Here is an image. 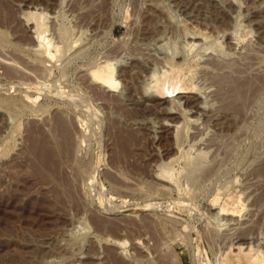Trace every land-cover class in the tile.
<instances>
[{
	"label": "rangeland",
	"instance_id": "374dc122",
	"mask_svg": "<svg viewBox=\"0 0 264 264\" xmlns=\"http://www.w3.org/2000/svg\"><path fill=\"white\" fill-rule=\"evenodd\" d=\"M211 1L0 0V264L264 257V0Z\"/></svg>",
	"mask_w": 264,
	"mask_h": 264
},
{
	"label": "bare ground",
	"instance_id": "6f19581e",
	"mask_svg": "<svg viewBox=\"0 0 264 264\" xmlns=\"http://www.w3.org/2000/svg\"><path fill=\"white\" fill-rule=\"evenodd\" d=\"M191 1V0H190ZM204 1H205V3H207L208 5H206L208 8H210V11H211V13L212 12H217L216 14H215V16L218 18L219 17V15H220V17H221V19L223 18V16H225L224 15V13L221 11V10H218V8H217V5L215 4V2H212L211 0H193V2L195 3V2H202L203 4H204ZM198 3V4H199ZM201 3V6L203 5ZM197 4V3H196ZM205 6V4L203 5V8H205L206 7ZM207 11H209V9L207 10ZM206 11V12H207ZM209 14L208 13V17H209V15H213L214 16V13L213 14ZM204 15H205V12H204ZM34 16V15H33ZM32 16V17H33ZM207 16V15H206ZM31 17V18H32ZM39 18V17H38ZM34 19V18H33ZM36 19V27L38 28L39 26H40V28L43 26V23H41V21L39 22V19H37V18H35ZM38 20V21H37ZM35 21V20H34ZM260 24V23H259ZM34 28V30H33V37L32 38H34V40L36 41V43H37V45L40 47V48H42V49H44V52H45V55H47L48 54V57H50V59L53 57V55H51L50 54V51H49V49H51L50 48V44H48V42H47V40H46V42L47 43H45V38L43 37V31L41 32L40 30H39V28H38V30L40 31V33L37 31V28ZM42 30V29H41ZM32 31V30H31ZM200 32V31H199ZM45 33V32H44ZM199 34V33H198ZM202 35L201 34H199V37H194V38H192L193 39V41H196L197 39H200V37H201ZM202 38V37H201ZM192 46H194V44L192 45ZM192 46H191V48H192ZM194 48V47H193ZM39 55V54H38ZM58 55V54H57ZM46 57V56H45ZM107 61V60H106ZM98 67L97 68H94L95 70H93L92 72H91V77H92V79H93V81L95 82V83H97L98 85H100V87H102L103 89H106V90H108V91H113V89H115V88H117V86H118V82H117V80H116V74H115V71H114V69H113V67H112V65L109 63V62H104V63H102L101 65H97ZM178 69V68H177ZM175 71V70H174ZM172 73H174V72H172ZM130 74V73H129ZM166 75H167V73H166ZM165 75V76H166ZM169 75V74H168ZM163 78H164V76H162ZM168 76H166L165 77V79L167 78ZM161 78V77H160ZM160 78L159 79H157L158 81L157 82H160L159 80H160ZM161 80H162V78H161ZM164 80V79H163ZM157 82L155 81V84L154 85H156L157 84ZM164 82V81H163ZM160 84V83H159ZM163 84V83H162ZM168 84V85H167ZM172 84V85H171ZM158 85V84H157ZM156 85V86H157ZM164 85V87L165 86H168V89H167V93H173L174 91H175V89H177L178 87H179V85L177 84V82L176 81H173V82H170L169 83V80L167 79V81H166V84H163ZM155 87V86H154ZM158 87V88H157ZM156 87V89H158L157 90V94H156V96H154L153 98H155V99H160L161 100V97L159 96L162 92H164L163 91V89H162V92H159V86H157ZM186 87V86H185ZM182 88H183V86H182ZM188 88V87H187ZM156 89H155V92H156ZM171 89H172V91H171ZM184 89V88H183ZM190 89V88H189ZM185 90V89H184ZM184 94H194L193 92H184ZM195 95V94H194ZM186 97V96H185ZM152 98V97H151ZM193 98H194V96H193ZM157 99V100H158ZM156 101V100H155ZM160 103H161V101H159ZM159 102H157L158 104H159ZM156 103V102H155ZM189 103H192L193 104V106H195V109L197 108V109H199V108H201V106L199 105V102L198 101H189ZM158 104L156 105V106H158ZM201 104V103H200ZM160 106V105H159ZM155 108V107H154ZM158 108V107H157ZM155 110H156V108H155ZM160 110V109H159ZM158 111V110H157ZM166 112V111H165ZM170 113H172V112H170ZM170 113L169 112H166V114L167 115H170ZM196 113V112H195ZM225 120V119H224ZM167 126H169V125H167ZM164 168V167H163ZM165 169V168H164ZM163 170V169H162ZM156 175V174H155ZM161 179H157V180H159V182H160V180H162V181H169L168 182V184L170 183V180H167L168 178H170V176H169V173H168V171H166V170H163L162 172H161ZM156 177H157V175L155 176V179L153 180V181H157L156 180ZM160 178V177H159ZM163 183V182H162ZM166 183V182H165ZM159 184V183H158ZM160 185V184H159ZM213 205H214V203H213ZM112 210V209H111ZM219 211H218V214L219 215H221V216H223V217H229L230 219H232L233 217H236V214L235 213H227L225 210L226 209H224L223 207H220V209H218ZM232 212V211H231ZM228 218V219H229ZM233 220V219H232ZM235 221V220H234ZM240 238V237H239ZM244 239V238H243ZM247 239V238H246ZM239 240V239H238ZM238 240H236V241H238ZM245 242V241H244ZM243 242V240L242 239H240L237 243H236V248L234 249V250H237L238 252L236 253V257L234 258V255H232V253L231 252H229L228 253V255L226 256V258H225V262H228V260H229V257L231 258L232 257V259H234L236 262V264H264V257H258V258H254V256L252 257L251 256V254L253 253H251L250 252V250H248V252H244V248L242 247L244 244H246V243H244ZM249 243V242H248ZM249 247V246H248ZM247 247V248H248ZM243 248V249H242ZM255 252V251H254ZM229 254H231L230 256H229Z\"/></svg>",
	"mask_w": 264,
	"mask_h": 264
}]
</instances>
